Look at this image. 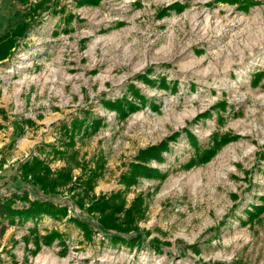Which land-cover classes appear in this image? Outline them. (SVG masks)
Listing matches in <instances>:
<instances>
[{"label":"rangeland","instance_id":"1","mask_svg":"<svg viewBox=\"0 0 264 264\" xmlns=\"http://www.w3.org/2000/svg\"><path fill=\"white\" fill-rule=\"evenodd\" d=\"M175 2L181 9L164 10ZM29 5L0 0V34L24 17L31 25L0 62V198L25 192L66 205L68 216L3 221L0 264H264V208L253 212L264 207V0H45L27 14ZM124 97L138 106L125 117L104 105ZM221 100L224 110L199 116ZM85 115L101 118L98 129L76 134L67 158L55 153L69 147L64 125ZM174 131L162 162L149 164L165 177L140 178L126 194L144 195L138 225L148 235L112 244L76 195L87 202L123 188L119 176L138 150ZM187 131L200 149L214 135L237 137L186 168L196 153ZM32 154L71 167L73 191L43 193L21 180ZM94 167L87 190L76 177ZM52 229L62 237L44 244Z\"/></svg>","mask_w":264,"mask_h":264},{"label":"trees","instance_id":"2","mask_svg":"<svg viewBox=\"0 0 264 264\" xmlns=\"http://www.w3.org/2000/svg\"><path fill=\"white\" fill-rule=\"evenodd\" d=\"M21 5H29V0H15ZM80 3L98 4L100 0H76ZM45 0H39L35 4L28 6L27 14L36 12L39 8H45ZM171 8L181 9L179 2L168 5L164 10ZM30 23L27 18L16 24L14 27L9 28L5 33L0 34V62L9 58L13 51L18 46L19 40L24 38L30 28ZM262 72H257L258 79L261 77ZM257 79V81H258ZM256 82V81H255ZM131 93L134 97L144 103L145 97L138 93L136 89H131ZM106 108L110 110H116L122 117L136 111L138 106L135 102L128 100L126 97L116 100L104 101ZM226 101L221 100L213 104L208 110L200 113V117H207L210 110L220 108L225 109ZM3 110L0 109V112ZM101 118L90 119L87 115L80 117H74L69 125H64V131L68 138V148L59 150L57 147H53L55 153L60 154L63 157L73 153V146L75 143L76 134H90L95 132L101 125ZM178 131L172 132L167 137L161 139L155 144L148 145L138 150L133 160L128 164V168L122 172L119 176L118 183L123 188L100 193L92 196L87 202H84V198L76 195L74 201L81 208L96 216L99 230L108 236L112 244L121 242L127 245H134L136 242L142 241L148 231H144L138 225L139 220L144 217L145 212V199L142 193H137L132 200L128 201L126 194L130 188L137 184L140 178H157L163 179L165 173H161L156 167L150 166L151 161L162 162L164 159L163 153L169 148V142L176 140ZM186 137L195 149V155L191 157L184 165L186 168H190L196 164H202L209 161L216 151L226 144L227 142L235 139L237 136H230L224 134L222 136H213L212 144L204 149H200L196 137L190 131L186 132ZM3 165V161L0 159V169ZM18 176L25 182L38 185L43 193H56L58 189L68 188L73 191L72 168L69 166L61 167L59 169H52L49 162L46 159L32 154L30 158L21 162ZM99 177V170L94 168H88L76 179L79 182H83L84 188L92 190L94 187V181ZM82 184V183H79ZM21 200L25 204L22 206H15V201ZM253 212L260 213L264 207L256 206ZM250 215H253L252 212ZM43 216L59 220L68 216V207L66 205L57 204L48 200H41L37 198H31L27 193L21 195H12L9 197L0 198V224L3 221L8 223L24 222L30 219L38 220ZM81 231L86 240L92 239L93 231L89 228L88 224L69 217ZM131 233V234H130ZM123 234H127L125 237ZM61 233L57 230H51L47 232L43 237L44 244H51L53 240L60 239Z\"/></svg>","mask_w":264,"mask_h":264}]
</instances>
